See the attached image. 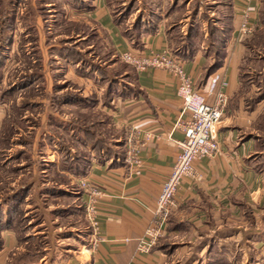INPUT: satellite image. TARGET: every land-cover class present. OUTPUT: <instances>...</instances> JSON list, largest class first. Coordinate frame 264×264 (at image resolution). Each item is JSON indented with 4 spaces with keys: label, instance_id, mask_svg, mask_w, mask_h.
Masks as SVG:
<instances>
[{
    "label": "crops",
    "instance_id": "0c3cea01",
    "mask_svg": "<svg viewBox=\"0 0 264 264\" xmlns=\"http://www.w3.org/2000/svg\"><path fill=\"white\" fill-rule=\"evenodd\" d=\"M138 1L141 5L132 21L144 23L140 47L123 34V26L114 21L107 0H95L88 14L108 33L120 54L128 49L145 52L171 49L167 24L175 8L168 10L171 5L167 3L173 5L175 0ZM218 2L223 12V3ZM228 3L231 30L223 66L207 76V66L213 59L201 48L183 60L186 71L210 104L214 103L215 93L223 81H228L227 91L231 97L241 87L240 72L249 37L241 38L238 33L243 2L228 0ZM250 10L257 27L261 1H252ZM139 15L143 17H137ZM216 74L220 79L215 92L211 93L209 88ZM134 83L135 91L116 98L113 115L115 126L125 134L126 151L130 128L142 133L140 153L144 168L141 174L132 173L126 159L116 163L109 157L91 160L88 170L80 176L68 165H63L61 158H56V150L49 152L55 162L43 168L45 172L54 169L60 177L56 181H42L43 193L58 194L60 199L63 196L80 199L82 209L86 197L80 184L82 176L89 175L104 188L97 234L91 227L89 231H79L76 223L71 225L72 234L63 235V226L55 222L54 238L70 237L73 241L70 247L48 257L43 252L40 255L42 250L35 249L36 243L33 252L34 240L49 237L51 233L47 231L45 206L36 200L35 209L43 210L42 214L33 215L23 205L31 197L33 187H41L31 182L21 186L23 197L19 201L12 197V189L1 197L2 200L0 198V264H14L20 254L32 252L37 254L38 260L29 261L31 264H174L183 257H187V264H264V165H260L258 159L262 150L256 126L260 125L264 105H244L241 98L238 104L228 105L220 125V154L196 161L198 177L184 180L177 196L178 204L171 210L158 243L148 253L137 251L138 237L155 218L163 179L171 172L180 150L177 141L184 137V131L177 125L178 121L187 119L189 114L183 111V102L178 96V80L165 70L136 71ZM146 133L153 136L145 138ZM65 183L76 185L78 191L66 193L64 189L69 188ZM56 203L52 208L56 214L53 221L69 210L71 202L66 207ZM75 214L73 209L68 212L72 217ZM22 230L25 234L21 235ZM48 249L49 246L43 247V251Z\"/></svg>",
    "mask_w": 264,
    "mask_h": 264
},
{
    "label": "rangeland",
    "instance_id": "374dc122",
    "mask_svg": "<svg viewBox=\"0 0 264 264\" xmlns=\"http://www.w3.org/2000/svg\"><path fill=\"white\" fill-rule=\"evenodd\" d=\"M94 1L0 0V181H3L0 198L12 189V197L19 201L23 197L22 185L31 182L41 185L42 181L60 179L54 169L43 171L55 162L49 154L51 150L57 151L56 158H61L63 165L78 162L86 167L90 160H104L109 154L112 158L116 155L118 159H126V146L121 144L125 134L115 126L113 114L119 93L136 90L134 72L110 43L106 32L88 14ZM218 1L167 3L171 5L168 10L176 6L167 24L177 25L176 30L168 33L170 46L180 49L193 40L213 60L220 56L221 41L229 36L225 32L230 15L228 0H221L223 12ZM107 2L122 26L132 29L135 23L132 19L141 3L138 0ZM260 23L259 33L264 32V0ZM252 40L248 41L240 72V90L230 96L229 105L238 104L240 98L244 105H264V46ZM256 126L262 150L258 159L264 165V108L260 125ZM65 185L69 188L65 192L78 191L76 185ZM42 186L33 187L31 197L23 205L33 215L42 214L43 210L35 209L36 200L45 206L47 231L51 236L36 238L32 251L37 243L35 249L42 250L41 256L46 253L54 257L73 242L67 236L62 240L54 238L55 222L63 226V235L73 233L72 224L77 223L79 231H89L90 226L80 199L68 196L60 199L58 194L43 193ZM58 202L63 207L71 202L68 209L76 214L72 217L66 210L53 221L56 215L53 204ZM44 246L50 249L43 251ZM33 252L20 254L14 264L38 260ZM186 259L183 257L174 264H187Z\"/></svg>",
    "mask_w": 264,
    "mask_h": 264
},
{
    "label": "built area",
    "instance_id": "2783aa9c",
    "mask_svg": "<svg viewBox=\"0 0 264 264\" xmlns=\"http://www.w3.org/2000/svg\"><path fill=\"white\" fill-rule=\"evenodd\" d=\"M244 9L238 27L239 37L251 36L256 24L252 21L250 4L254 0H241ZM262 1V0H255ZM122 60L133 66L137 72L150 69H163L178 80V96L183 102V111L188 112L187 119L179 120L184 131V137L179 139L180 150L172 167L162 182L157 199L155 218L148 224L143 234L138 237L137 251L150 252L158 243L164 232L171 210L178 204V193L185 179L198 177L196 161L205 156H217L221 152L219 128L229 105L230 94L227 91L228 81H223L215 93L213 104L208 103L206 96L197 88L194 79L186 71L184 61L171 49L162 52H145L128 49L121 54ZM220 76L212 77L210 92H215ZM145 138L153 136L146 133ZM126 160L131 172L138 175L144 168L140 147L143 144L142 133L136 128H130L127 135ZM80 184L85 189V214L96 235L100 227V200L105 190L96 184L92 178L82 176Z\"/></svg>",
    "mask_w": 264,
    "mask_h": 264
},
{
    "label": "trees",
    "instance_id": "16d2710c",
    "mask_svg": "<svg viewBox=\"0 0 264 264\" xmlns=\"http://www.w3.org/2000/svg\"><path fill=\"white\" fill-rule=\"evenodd\" d=\"M108 5H109V7H110V4H109V2H108ZM176 6H174V7H172L171 9H170V11L171 10H173L174 8H175ZM91 8H93L92 6H91ZM113 14V13H112ZM260 14H261V12H260ZM117 15H114L113 14V18H114V21L117 23V24H122V22H119V18H117L116 17ZM261 24V23H260ZM260 24L256 27V29H255V31H254V33L252 34L253 36L252 37H249L247 40H246V44H248V41H249V39L251 38V40L253 39V37L255 38V39H253V40H255L256 41V43L257 42H259L260 44H262L263 46H264V32H261V33H259V28L261 27L260 26ZM263 24V23H262ZM144 25V23L141 21V20H137L135 23H134V25H133V27H132V29H127V28H124L123 27V34L126 36V37H128L130 40H132L133 41V44L134 45H136V47H140L141 46V44H140V42H139V37H140V34H141V28H142V26ZM229 28L226 30V32H225V34H228V35H230V30H231V27H230V23H229ZM177 25L175 26H173V24L172 25H170L169 27H168V33H171V32H173L174 30H176L177 28ZM102 28V27H101ZM103 29V28H102ZM104 30V29H103ZM105 31V30H104ZM106 32V31H105ZM106 34H107V36H108V39H109V41H110V43L113 45V43H112V40H111V38H110V36L108 35V33L106 32ZM190 37V39H191V37L192 36H189ZM228 40H229V36L228 37H224L223 39H222V43H221V46H222V49H223V52H221V55L220 56H217L214 60H213V62H211L208 66H207V70H206V75L207 76H212L213 74H214V72H216L217 71V69L218 68H220V67H222L223 66V64H224V60H225V57H226V48H227V42H228ZM252 40V41H253ZM114 46V45H113ZM198 46L199 45H196V43H195V41H189V42H187V44H184L180 49H174V47H171V50L175 53V54H177L180 58H182L183 60L184 59H186V58H189V57H192L193 55H194V53H195V51L197 50V49H199L198 48ZM135 50H138V49H135ZM208 56H210L209 55V53H206ZM129 65V64H128ZM131 66V65H130ZM132 68H133V72H134V74H133V76L136 74V69L133 67V66H131ZM133 79H134V77H133ZM125 93H129V92H124V91H121V93H119V95H122V94H125ZM122 134H124L123 132H122ZM124 141L121 143L122 145L124 144L125 145V137H124V139H123ZM125 152H126V149H125ZM123 155H125V154H123ZM109 157H112V155L111 154H109ZM118 157V156H117ZM116 157V155L115 156H113V160L116 162V163H122L123 161H124V158L123 159H118ZM91 162V160L89 161V163ZM89 163H88V166H86V167H84V164H80V163H71V164H68V166L69 167H71V169H73L75 172H77V173H81V174H83V173H85L87 170H88V167H89ZM74 165V166H73ZM83 166V167H82ZM85 206V205H84ZM0 220H1V217H0ZM91 227V226H90ZM92 228V227H91ZM23 264H31V263H29V262H27V263H23Z\"/></svg>",
    "mask_w": 264,
    "mask_h": 264
}]
</instances>
